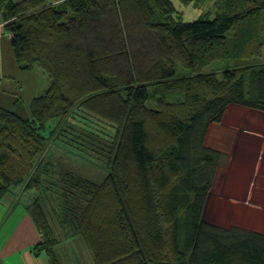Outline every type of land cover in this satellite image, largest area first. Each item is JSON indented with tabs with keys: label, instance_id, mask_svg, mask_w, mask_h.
<instances>
[{
	"label": "trees",
	"instance_id": "16d2710c",
	"mask_svg": "<svg viewBox=\"0 0 264 264\" xmlns=\"http://www.w3.org/2000/svg\"><path fill=\"white\" fill-rule=\"evenodd\" d=\"M223 1L184 22L173 0H0L17 69L49 78L29 118L0 107V201L39 192L23 202L37 256L59 264L50 213L93 264H264V233L203 220L227 164L206 146L211 126L230 106L264 114V0ZM79 120L114 129L99 184L42 158L50 145L72 154V133L100 141Z\"/></svg>",
	"mask_w": 264,
	"mask_h": 264
},
{
	"label": "rangeland",
	"instance_id": "374dc122",
	"mask_svg": "<svg viewBox=\"0 0 264 264\" xmlns=\"http://www.w3.org/2000/svg\"><path fill=\"white\" fill-rule=\"evenodd\" d=\"M62 1L52 0L54 4ZM223 2V0H173V5L184 22H192L204 16L212 19L221 11ZM262 53L264 57V50ZM213 67H218V65L215 64ZM43 74L46 80L42 78V84H49L48 76ZM84 121L87 125L90 120L87 122L86 118H83ZM93 123L95 129L88 128L80 120L78 121V124L83 125V128H88L86 129L88 131L93 130L96 135H99L98 143L82 148L76 142L85 143L89 138L85 137L84 140L79 137L80 133H72L70 140L68 139L65 143L72 154L50 145L42 155L43 160L53 164L56 171L66 169L89 181L101 183L108 174L109 153L112 149L110 142L114 136V129L106 123L100 122L98 125L95 121ZM262 125L264 126L263 113L230 106L222 124L211 126L206 137V146L224 154L227 157V164L220 166L217 170L203 213L205 222L225 228L242 227L250 231L264 233V160L257 169L254 166L256 165L254 162L256 154L261 155L264 159V146H257L253 141V139H257V141L261 139L264 142V129L254 132L257 129L256 126L260 128ZM53 126L54 123H52V127L48 128L45 136ZM253 128L254 130H252ZM247 142L251 149L256 150V154L249 155L251 157L245 158L248 161L244 162L242 155L246 156V154L242 148L247 146L245 145L248 144ZM235 148L236 154L239 152V155H235L234 161L231 162ZM249 187L258 193L254 196L256 200L250 201L245 195V191ZM22 189V187L19 188L20 191ZM21 194L20 202L32 205L39 192L28 190ZM56 204L53 206L55 207ZM48 216L52 228L51 237L57 241L53 252L58 263L93 264L89 250L81 237L72 236V231L61 228L59 226L60 217L56 218L55 214L51 215L50 213Z\"/></svg>",
	"mask_w": 264,
	"mask_h": 264
},
{
	"label": "crops",
	"instance_id": "0c3cea01",
	"mask_svg": "<svg viewBox=\"0 0 264 264\" xmlns=\"http://www.w3.org/2000/svg\"><path fill=\"white\" fill-rule=\"evenodd\" d=\"M42 78L46 80L44 74L38 69L32 71L17 69L10 36L3 31L2 23H0V107L22 118H29L32 100L48 87V83L42 84ZM256 127V130L252 129L254 132L264 129L263 125L260 128ZM253 141L257 146H264L261 139L258 141L253 139ZM245 145L247 146L242 148L246 154V156L242 155L244 162L248 161L245 158L251 157L249 155L256 154V150L251 149L249 143ZM236 148L231 162L234 161L235 155H239V152L236 154ZM256 155L254 166L257 169L264 159L261 155ZM19 193V190H12L0 201V264H50L45 253H39L37 256L32 251L36 245L40 244L41 236L20 202ZM257 194L251 187L245 191L250 201H253Z\"/></svg>",
	"mask_w": 264,
	"mask_h": 264
}]
</instances>
